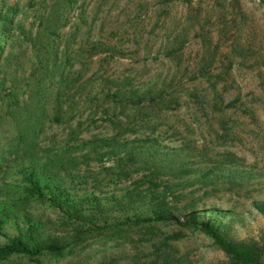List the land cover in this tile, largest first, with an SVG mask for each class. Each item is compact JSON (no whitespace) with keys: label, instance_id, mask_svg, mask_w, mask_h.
Listing matches in <instances>:
<instances>
[{"label":"rangeland","instance_id":"374dc122","mask_svg":"<svg viewBox=\"0 0 264 264\" xmlns=\"http://www.w3.org/2000/svg\"><path fill=\"white\" fill-rule=\"evenodd\" d=\"M7 6L15 9L0 40V201L21 194L31 153L38 164L59 151L71 165L53 181L56 198L11 207L0 244L21 231L69 252L12 254L0 264H225L209 237L176 225L191 217L264 246L255 205L264 208V3L0 0V12ZM46 47L57 63L68 57L66 81L47 69L48 86L39 64L50 68ZM27 77L30 89L63 96L58 105L47 99L48 114L55 105L71 110L59 122L45 119L21 153L10 149L12 106L1 95L8 78L20 86ZM157 210L170 221L133 223Z\"/></svg>","mask_w":264,"mask_h":264},{"label":"trees","instance_id":"16d2710c","mask_svg":"<svg viewBox=\"0 0 264 264\" xmlns=\"http://www.w3.org/2000/svg\"><path fill=\"white\" fill-rule=\"evenodd\" d=\"M59 1L62 3H68L69 5L71 3V0ZM259 1L264 3V0ZM55 5L59 7L57 3ZM14 9V6H7L3 12H0V40L7 39L9 32L13 27L12 19ZM57 14L58 11L56 10L53 12L51 11L50 13V16L54 22L56 21L55 19L57 18ZM80 17L81 15H79V18ZM57 26H59L57 22L56 25L53 24V30H49V33L55 34V29ZM31 45H33V43H31ZM44 51L46 57L47 54H49L50 49L46 47ZM50 57L52 59L50 68L47 66V61H39L40 66L44 69L43 75L46 76L48 86H50L52 83L51 78L48 77L49 74L46 72L47 69L50 70L49 73L51 74L52 72L55 73V69L58 68L59 75L56 79V82L61 83L67 80V77L63 73V68L68 61V57L63 58L59 63L55 61L57 59L55 52H50ZM6 79V76L1 77L0 85H2ZM8 79L11 82V88H8L6 91H4L1 97L6 98L5 101L7 107L12 106V112H9V116L11 117V123L13 125L15 135H13V137H11L9 140L11 142L10 149L12 151H21V153H24L33 147V139L39 132L40 125H42L45 119H49L51 122H59L60 117L64 113L70 112L71 109L68 108L61 110L59 106L55 105L52 113L48 114L45 105L47 103V99L52 98V94H46L40 88L30 89V77L20 79L19 81L23 82V84L20 86L13 82L11 78ZM39 80L41 81L42 78H39L36 81L38 82ZM32 85H35V83H32ZM25 88H27V93L25 96L18 97V94L23 93L24 90L22 91V89ZM53 94V100L56 101V104H61V99H63V96L59 93V91H54ZM232 103L233 102H229L228 105H231ZM67 119H69V117H67ZM68 139L75 140L76 134L69 132ZM61 151V153L67 152V150H64V148ZM29 152L31 153V151ZM58 152L54 154V158L48 157L45 159V161H41L38 164L37 160L40 159L39 156L32 155V153L28 156V161L31 166H29L27 170L22 171L23 176L21 177L22 182H20L21 188L19 190L21 194L16 195V197L11 196L9 200L6 199L0 201V226L4 220L8 219V212L12 206L16 205V203L23 204L24 202H29L30 199L38 200L45 196V193L49 194L50 201L56 198L57 195L52 192V188L54 186L53 181L57 180L59 170L65 168V166L71 165V161H68L70 158L60 156ZM66 162L68 163L66 164ZM157 205L160 206L159 209H163L165 203L163 200H160L157 202ZM255 205L257 209L264 214V208L262 204ZM156 221L167 222L170 221V218L164 210H157L153 212V215L143 218H135L133 223L148 225L150 222ZM176 225L190 229L191 231L198 230L205 236L209 237L212 243L227 257L225 264H264V261L261 259V256L264 252L263 245L248 241H233L225 237L219 228L209 220L199 221L195 217L184 218L182 221H177ZM31 227L32 226L28 224L26 226V231L29 232ZM96 229L100 232L103 229V226H97ZM116 230H112L113 232L111 233H115ZM20 233L21 231L19 234H16L15 236L8 239L5 243L0 244V261L6 260L12 254H21L32 258L40 255L44 251L52 255H61L64 253V251L69 252L68 249H65L66 246L64 244H58L52 241H48L46 243L42 239L37 241L36 236L33 237L31 233ZM182 236L183 233L180 231L166 235L158 240L159 245H167V240L178 239ZM76 238L81 240L79 236H76ZM162 261L165 262L164 259Z\"/></svg>","mask_w":264,"mask_h":264}]
</instances>
